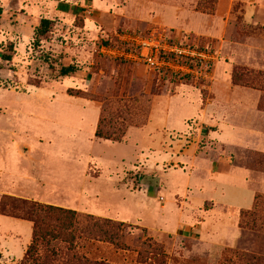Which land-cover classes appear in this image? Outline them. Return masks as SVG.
<instances>
[{"label":"rangeland","instance_id":"obj_1","mask_svg":"<svg viewBox=\"0 0 264 264\" xmlns=\"http://www.w3.org/2000/svg\"><path fill=\"white\" fill-rule=\"evenodd\" d=\"M0 9V200L74 212L8 208L0 264L264 259V0H0ZM42 19L51 29L35 46ZM151 34L214 59L184 74L102 52ZM69 65L77 71L59 77ZM29 214L51 235L33 243Z\"/></svg>","mask_w":264,"mask_h":264},{"label":"built area","instance_id":"obj_2","mask_svg":"<svg viewBox=\"0 0 264 264\" xmlns=\"http://www.w3.org/2000/svg\"><path fill=\"white\" fill-rule=\"evenodd\" d=\"M121 42L125 44L126 50L116 51L104 46L102 52L126 62L143 63L153 71L196 74L197 70L192 67L194 62L198 61L203 65L214 59L213 55L197 47L181 42H170L162 35L151 34L150 37L141 39L123 36Z\"/></svg>","mask_w":264,"mask_h":264},{"label":"trees","instance_id":"obj_3","mask_svg":"<svg viewBox=\"0 0 264 264\" xmlns=\"http://www.w3.org/2000/svg\"><path fill=\"white\" fill-rule=\"evenodd\" d=\"M1 12V9H0ZM51 24L52 21L48 20V19H42L38 25V27L35 28L34 31V41L33 44L36 46L39 45L41 39L50 31L51 29ZM13 56V51H8L5 52L1 55V60L5 61V62H9L11 61ZM0 69H1V64H0ZM77 71V67L76 65H69V66H62L59 71V77H68L71 74L75 73ZM126 132V131H125ZM125 135V133H121L120 137L122 138ZM95 136L98 138L100 137V135L98 134V132L95 133ZM105 140H109L110 138L104 137ZM112 141H120L118 139H112ZM7 203H10L11 205L8 206ZM21 205V208H25L27 209L29 212L33 213V214H38V213H42L44 215H48L50 216L51 213H55L57 212L58 214H60L61 216H67L70 215V217H72L74 215V212L71 211H64L62 209L59 208H54V207H50L47 206L45 208L43 207H39L36 205H29L27 203H17V200L14 199H8V198H2L0 200V215H4V216H12V213L10 211H7V209H11L14 210L15 205ZM28 218H31V214L27 215ZM64 221L67 220V218L63 219ZM30 221L34 222V227H33V243L34 241L36 242L37 237H41L40 235H42V237H46L51 235L50 231L42 228L41 226H43L44 224L40 223L39 220H33L32 218L30 219ZM32 249V247L29 248V251ZM234 257H236L237 259H239L240 262L244 263V264H259L260 262H264V259L262 257H258L255 255H251L248 253H236L234 252ZM85 262L79 260L78 264H92L89 263L87 260L84 259ZM161 264H163V262H160ZM97 264V263H95Z\"/></svg>","mask_w":264,"mask_h":264},{"label":"crops","instance_id":"obj_4","mask_svg":"<svg viewBox=\"0 0 264 264\" xmlns=\"http://www.w3.org/2000/svg\"><path fill=\"white\" fill-rule=\"evenodd\" d=\"M28 243H29V242H28ZM28 243H27V244H28ZM27 244H26V246H27Z\"/></svg>","mask_w":264,"mask_h":264}]
</instances>
